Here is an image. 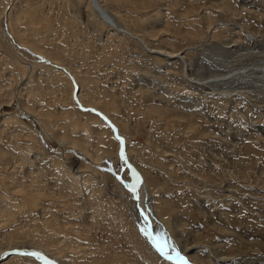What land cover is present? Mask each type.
<instances>
[{"label": "rangeland", "instance_id": "obj_1", "mask_svg": "<svg viewBox=\"0 0 264 264\" xmlns=\"http://www.w3.org/2000/svg\"><path fill=\"white\" fill-rule=\"evenodd\" d=\"M101 4L132 36L184 52L194 68L198 40L228 35L220 24L230 15L219 6L251 32L264 28V0ZM0 6V264H42L12 254L18 249L60 264H178L146 234L156 237L159 223L180 251L199 241L219 254L242 242L264 245L262 110L189 85L181 60L164 66L141 40L91 12L89 0ZM203 99L208 105L198 107ZM95 110L120 128L127 154ZM182 117L200 125L199 139L173 120ZM149 195L153 216L143 204Z\"/></svg>", "mask_w": 264, "mask_h": 264}, {"label": "bare ground", "instance_id": "obj_2", "mask_svg": "<svg viewBox=\"0 0 264 264\" xmlns=\"http://www.w3.org/2000/svg\"><path fill=\"white\" fill-rule=\"evenodd\" d=\"M89 4L91 7L89 8L91 12L93 11L95 14L101 17L104 20V22L108 23V25L115 27L116 29L120 30V32L123 31L122 33L128 34L129 36L136 38L137 40H141L139 37H138L139 39L135 37V35L132 36V33H129L124 27H122L118 23V21L113 17V15L102 6L101 0H89ZM219 7H220L219 12L224 14V17H228L230 15V17H228L229 19L228 21H224V23L220 24L222 26L221 29H224L228 33V35L226 36V38L223 37L224 40L221 38L223 40V41L221 40V42H215L211 39L208 41L205 40L203 42H199V40L197 39L198 40L196 42V44H198L197 47L200 48V50H202L203 54L201 53L202 58L201 61L199 60L200 62L198 63L196 68L192 66L193 64H189L185 60V56H182L184 52L179 53V51L177 50H176L177 52L176 51L171 52L168 49H164V48L151 49L147 44H144L142 40L141 42L144 44V48L148 53H150L151 55H157L158 57L164 58L163 62H165V64L163 65L164 66L166 65V67H169V65L174 66L175 63L171 64V62L177 63V61L175 60H181L183 65H185L183 69H184V76L186 82L189 85H193L195 86V88L204 91L203 93H206L207 95L208 94H213L216 96L220 95L222 97L223 96L226 97L225 96L226 93L228 95L231 94L229 96L231 98L232 97L244 98L246 101L250 103V107L252 109L257 108L264 112V28L258 30L257 32H251L242 22L239 21L240 20L239 17H235L229 9L224 8L223 6H219ZM224 17L222 18L224 19ZM222 20L220 19V22H223ZM197 32L198 31H195L194 35L199 36L197 35ZM206 32L208 31L206 30ZM227 33H225V35ZM194 90L196 91V89ZM80 95L81 93L79 92V96ZM192 97L194 96L192 95ZM205 101L207 100L206 99L201 100L202 103L198 107H201L203 104L208 105L209 102L207 103ZM154 110L155 112L159 113V117H163L161 116L162 114H164L163 109L156 110L155 108ZM95 111L104 120V122L112 129L113 135L116 137V139L119 140L120 144L117 143L118 149L121 146L123 149L122 151H124L123 153L127 154L128 151L127 141L125 137L121 135L120 128L119 129L117 128V126L115 125L116 123L114 124L106 113H103L100 110H95ZM178 116L179 115H176V117ZM173 120H179L180 123L184 124L185 131H188V133L190 134L193 133L198 135V133H202V131L199 130L200 125L196 124L195 122H192L191 121L192 119H190L189 117H185V118L182 117V119L174 118ZM114 130L116 131V133L114 132ZM204 135L205 134L203 133V136ZM199 137L200 136L198 135L197 139H199ZM140 179L142 180L141 176ZM143 204L146 205V207L150 210L149 212H152V216H153L154 211L151 208L152 202L150 195ZM207 222L208 223L211 222L206 221V223H204V226L208 231H211L212 229L214 230L216 228L215 225L208 224ZM163 226L161 225V223L158 224L159 231L156 237L163 238V240H166L168 242V238ZM213 230L212 232H214ZM239 248L240 249H238L236 252H232V254L231 253L219 254L215 245L213 244L209 245L207 244V242H201V241L196 243L191 242L189 244H186L185 251H180L176 247L177 251H179L181 255L188 254L190 259H192L194 262H197L198 264H226L229 262H231V264H264V245H259L251 242H244V243L242 242V246H240ZM198 249L208 250L209 253L207 255L204 254L206 258L197 257L196 251ZM18 251H19L18 253H24V255H26V253L28 252L37 253L38 258L36 259L40 260L42 264L44 263L60 264L57 261L49 258L46 254H44L43 252L37 249H18Z\"/></svg>", "mask_w": 264, "mask_h": 264}, {"label": "snow or ice", "instance_id": "obj_3", "mask_svg": "<svg viewBox=\"0 0 264 264\" xmlns=\"http://www.w3.org/2000/svg\"><path fill=\"white\" fill-rule=\"evenodd\" d=\"M122 159H124L122 157ZM124 163H127L126 159H124ZM137 183H139V177L136 176ZM127 187V185H126ZM133 194L136 193V186L133 185L130 189ZM149 235L150 239L153 242L154 247L169 261L175 260L178 262V264H189L188 260L181 255L179 251H177L176 247L174 245H169L166 240H163V238H157L152 237L149 233H146Z\"/></svg>", "mask_w": 264, "mask_h": 264}, {"label": "water", "instance_id": "obj_4", "mask_svg": "<svg viewBox=\"0 0 264 264\" xmlns=\"http://www.w3.org/2000/svg\"><path fill=\"white\" fill-rule=\"evenodd\" d=\"M114 132L116 133V131L114 130ZM11 254V253H10ZM12 254H18V255H22V254H24V253H18V252H13L12 251ZM26 255L27 256H32L33 258L35 257V258H38V254L37 253H35V252H28V253H26ZM44 264H49V263H44Z\"/></svg>", "mask_w": 264, "mask_h": 264}]
</instances>
